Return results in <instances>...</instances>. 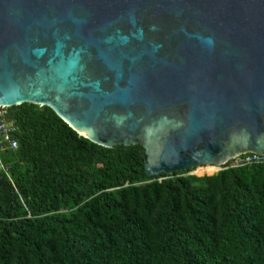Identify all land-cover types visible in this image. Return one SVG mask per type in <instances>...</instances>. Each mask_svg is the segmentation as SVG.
I'll list each match as a JSON object with an SVG mask.
<instances>
[{
  "label": "water",
  "instance_id": "obj_1",
  "mask_svg": "<svg viewBox=\"0 0 264 264\" xmlns=\"http://www.w3.org/2000/svg\"><path fill=\"white\" fill-rule=\"evenodd\" d=\"M23 103L149 177L264 155V0H0V107Z\"/></svg>",
  "mask_w": 264,
  "mask_h": 264
},
{
  "label": "trees",
  "instance_id": "obj_2",
  "mask_svg": "<svg viewBox=\"0 0 264 264\" xmlns=\"http://www.w3.org/2000/svg\"><path fill=\"white\" fill-rule=\"evenodd\" d=\"M6 112L0 264H264V162L149 177L140 146L94 144L47 106Z\"/></svg>",
  "mask_w": 264,
  "mask_h": 264
},
{
  "label": "built area",
  "instance_id": "obj_3",
  "mask_svg": "<svg viewBox=\"0 0 264 264\" xmlns=\"http://www.w3.org/2000/svg\"><path fill=\"white\" fill-rule=\"evenodd\" d=\"M7 108L8 107H0V152L6 149L15 150L17 147L16 140L12 138V136L17 133L18 128L13 120L6 117ZM228 162H230L232 166L259 163L264 162V155L248 153L240 155ZM222 166L218 167V171L222 169ZM0 170H6V167L2 164L1 160Z\"/></svg>",
  "mask_w": 264,
  "mask_h": 264
},
{
  "label": "rangeland",
  "instance_id": "obj_4",
  "mask_svg": "<svg viewBox=\"0 0 264 264\" xmlns=\"http://www.w3.org/2000/svg\"><path fill=\"white\" fill-rule=\"evenodd\" d=\"M200 167H203V166H200ZM198 167H196L193 171H191L190 172V174H194V175H197V176H201V175H203V174H207V175H210L209 173H207L206 171H203L202 173L200 172H198V169H197ZM218 171V169L216 168V171H213L212 173H215V172H217ZM211 173V174H212Z\"/></svg>",
  "mask_w": 264,
  "mask_h": 264
},
{
  "label": "bare ground",
  "instance_id": "obj_5",
  "mask_svg": "<svg viewBox=\"0 0 264 264\" xmlns=\"http://www.w3.org/2000/svg\"><path fill=\"white\" fill-rule=\"evenodd\" d=\"M207 166H209V167H216V166H211V165H207ZM216 168H218V167H216Z\"/></svg>",
  "mask_w": 264,
  "mask_h": 264
}]
</instances>
